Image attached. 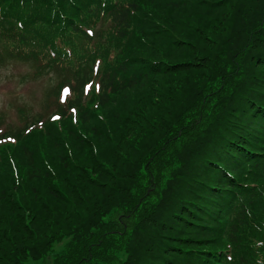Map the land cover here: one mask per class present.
I'll return each mask as SVG.
<instances>
[{
  "label": "trees",
  "instance_id": "obj_1",
  "mask_svg": "<svg viewBox=\"0 0 264 264\" xmlns=\"http://www.w3.org/2000/svg\"><path fill=\"white\" fill-rule=\"evenodd\" d=\"M13 64L0 264H264V0H0Z\"/></svg>",
  "mask_w": 264,
  "mask_h": 264
},
{
  "label": "rangeland",
  "instance_id": "obj_2",
  "mask_svg": "<svg viewBox=\"0 0 264 264\" xmlns=\"http://www.w3.org/2000/svg\"><path fill=\"white\" fill-rule=\"evenodd\" d=\"M30 75L31 70L20 64L0 69V112L8 110L13 113L14 108L22 104L35 107L40 101L47 87L46 79L30 81ZM59 249L57 246L55 250L58 252Z\"/></svg>",
  "mask_w": 264,
  "mask_h": 264
},
{
  "label": "snow or ice",
  "instance_id": "obj_3",
  "mask_svg": "<svg viewBox=\"0 0 264 264\" xmlns=\"http://www.w3.org/2000/svg\"><path fill=\"white\" fill-rule=\"evenodd\" d=\"M86 32H87V35L89 36V37H92L93 36V32H92V30L89 28V29H87L86 30ZM91 87V85L90 84H86L85 86H84V91H85V93H87V90L89 89ZM69 94V89L68 88H64L63 90H62V92H61V94H60V100H61V103H64V98H65V96H67ZM72 113H73V122H75V108H70L69 109ZM51 119L52 120H58L59 119V116H57V115H53V116H51ZM3 132V129H0V133H2ZM12 139V137L11 136H9L8 137V140H11Z\"/></svg>",
  "mask_w": 264,
  "mask_h": 264
}]
</instances>
